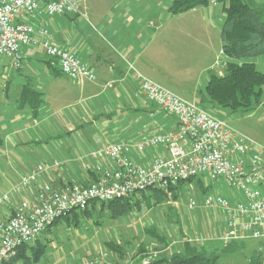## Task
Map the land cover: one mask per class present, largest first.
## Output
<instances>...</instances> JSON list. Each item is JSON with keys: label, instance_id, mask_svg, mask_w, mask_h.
I'll return each mask as SVG.
<instances>
[{"label": "crops", "instance_id": "obj_1", "mask_svg": "<svg viewBox=\"0 0 264 264\" xmlns=\"http://www.w3.org/2000/svg\"><path fill=\"white\" fill-rule=\"evenodd\" d=\"M85 1L88 0L79 3L80 13L50 19L48 28L54 43L75 53L91 66L96 74L94 80H75L68 76L67 80L62 79L60 76L63 73L53 70L45 54L35 48L22 50L20 68L13 67L10 59H0L1 76L7 77L6 81L0 83L3 89L0 93V197L11 191V201L15 203H18L20 195L13 188L21 174L40 163L45 162L50 166L55 160L64 163L61 170L52 168L41 179L42 182L50 180L55 188H63L71 181H96V172L86 167L93 150L105 147L114 140L137 142L142 136L166 133L177 128L178 120L174 115L161 110L156 102L138 93L140 79L137 73L158 83L147 74L148 68L158 66L161 48H166L173 57L189 54V66H195L194 72L200 76L196 91L203 94L202 100L207 98L199 89L202 82L205 81V88L211 73L223 74L222 66L218 64L223 45L222 27L217 22V18L224 15L220 6H200L173 15L168 11L172 0H151V4L138 2L142 0H110L106 5H96L95 9L90 5L88 11L84 6ZM256 2L264 3V0ZM163 3L165 5L161 9ZM206 71L210 73L206 75ZM36 73L44 76L40 79V86L45 89L38 87V83V86L32 83L31 74ZM26 85L41 93L37 111L32 109L30 103L23 102ZM53 85L58 92L55 98L50 93ZM194 96L192 99L182 98L199 105L197 96ZM72 104L80 108L75 112L70 109ZM39 118H45L51 124H55V120L51 122L50 118H63L62 132L73 131L75 125L91 124L93 128L84 130L85 133L78 130L86 142L81 148L89 146V153H80L81 149L78 148L60 152L57 145L59 154L51 156L48 153L49 157H46L40 151H35L34 146L29 149L30 141H42L43 138L42 131L37 129L42 124ZM72 118L82 119L72 122ZM57 138L58 141L63 140ZM154 155L153 149H147L144 161L151 160ZM37 158L40 161L33 164L32 160ZM103 165L105 168L111 167L108 161H104ZM226 197L242 198L232 189ZM15 205H0V216L6 217ZM220 209L226 225L220 232H214L217 236L227 229L228 223L225 211ZM243 239L222 241L226 245Z\"/></svg>", "mask_w": 264, "mask_h": 264}, {"label": "built area", "instance_id": "obj_2", "mask_svg": "<svg viewBox=\"0 0 264 264\" xmlns=\"http://www.w3.org/2000/svg\"><path fill=\"white\" fill-rule=\"evenodd\" d=\"M80 1L0 0V59H10L13 67L20 68L22 50L37 48L57 58L62 73L69 78L94 80L96 74L91 66L54 43L48 28V21L57 15L80 13ZM44 15L49 20L38 23L36 19ZM32 19L36 22H31ZM137 75L138 93L174 115L177 128L142 136L137 142L114 140L93 150L86 167L100 176L90 186L71 184L55 188L49 182L39 183L50 168L45 162L22 173L13 188L22 194L20 200L6 217L0 216V264L14 255L19 246L35 240L55 220L73 209H86L94 201L121 199L150 188L167 190L171 185L200 176L217 181L224 179L242 196L229 199L208 193L204 197L205 206L222 208L228 218L227 229L220 236L214 233L213 237L223 241L264 239V147L196 102ZM147 149H153L155 155L144 161ZM102 159L111 167H103ZM53 165L60 163L55 160ZM11 195V191L5 192L0 197V205L9 203ZM188 205L197 207V199L190 196ZM194 239L203 244L198 236ZM89 264H133V260L119 263L114 254L100 250Z\"/></svg>", "mask_w": 264, "mask_h": 264}, {"label": "rangeland", "instance_id": "obj_3", "mask_svg": "<svg viewBox=\"0 0 264 264\" xmlns=\"http://www.w3.org/2000/svg\"><path fill=\"white\" fill-rule=\"evenodd\" d=\"M109 1L110 0H88L84 2V6L86 7V11H88L90 5L92 6V9H95L96 5L103 6ZM150 1L151 0H142L138 2L151 4ZM168 1L170 2V0ZM164 5L165 3L161 4V9ZM213 5L220 6V4L217 3ZM221 15L220 18H217V22L222 27L225 16ZM56 17H59V15L54 18ZM42 19L49 20V17L44 15L36 19V21L38 23H43ZM36 21L34 19L31 20V22ZM29 48L31 49L32 47ZM35 49L38 50L37 48ZM166 50V48H161L159 51L158 66L155 65L153 68H148L149 73L147 76L169 88L181 97L192 99L193 95H195L194 97L197 96V102L202 108L211 111L217 117L225 120L234 130L252 138L264 147V89L262 104L253 111L240 110L233 112L229 108L221 107L206 95L204 88L205 81L203 80L199 89L203 91L207 98L206 100H202L201 98L203 94H201L200 91H196L200 76L199 73L194 72L196 71V68H194L195 66H189V54L184 53L183 55H176L173 57L170 56V53H167ZM219 59L218 64H221V70L224 73L225 64L228 58L223 51L222 54H220ZM222 60L224 61L223 63ZM251 60L256 63L260 70L264 71V55L252 59L248 58V61ZM10 70L15 69L11 68ZM29 73H31L30 70ZM209 73V71H206V75ZM31 76L33 77L31 78L32 83H36L37 86L39 84L38 87L42 88V86H40V82H42L40 79H43L44 76L39 75L38 73L35 75L31 74ZM0 77H2L1 73ZM60 77L64 80H67L68 78L64 74ZM1 79L0 83H3L7 80V77L4 76ZM2 90L3 89L0 86V93ZM56 90V86L53 85L50 93L54 94V98L56 97L55 93L58 94ZM73 105L75 104H72L70 109L75 110L76 112L80 107L78 105ZM39 119V122L42 124L39 125L37 129L42 131L43 138L41 139L42 141H30L28 146L29 149H32L34 146L35 151H40L46 157H49L48 153H51L49 154L51 156L52 154L55 156L56 154H59L57 145L60 152L74 148L81 149L79 150L80 153H87L90 151L91 148H89V146L87 148H81L84 147L86 143L83 141L84 136L82 135L81 137V132L83 131V133H85L87 129L93 128L91 124L87 126L75 125L73 131L62 132L63 124L61 120L63 118H50L51 122L55 120V124L49 123L45 118ZM78 119L82 118H72L71 120H73L72 122H76ZM78 130L81 132H78ZM51 136L53 138H50ZM57 137H60L63 140L61 141L60 139L58 141L59 138ZM35 145L37 147H35ZM103 160L104 159L101 160L102 165ZM37 161H40V158L32 160V163H37ZM59 163V166L49 165L50 168L48 170H61L64 163ZM57 177L59 176L57 175ZM48 178L49 177H47V179ZM200 178L202 179L203 186L199 185L197 179L187 181L180 187V192L177 198L164 196L159 203H154L150 207H146L143 204L141 209L137 211L134 207L125 213L112 216L108 207H105L103 212L93 215L92 218L85 220L81 226L77 227L68 225L64 218L58 219L57 223L52 227V231L47 234L50 238L47 246V254L45 258L41 260L40 264H89L93 254L100 250L114 254L119 263H123L125 259H129V261L133 260V264H143L147 257L158 255L165 250L169 251L173 247L182 245L185 242L199 244V242H195L194 238L196 236L201 239V243H203L210 253H217L219 249L225 247V244L222 239H217L212 237V235L214 232H220L223 229L222 227L226 225L224 224V214L220 208L205 206L203 204L204 197L208 193H222L221 195L224 194L229 196L231 189L224 180L217 181L207 176H200ZM39 183H47V181L42 182L40 180ZM49 183H51L50 180ZM95 183L96 181H87L83 179V182L71 181V183H66L65 186L71 184L90 186ZM0 193L2 194V190H0ZM153 194H155L153 188L148 189L145 192V195L147 196ZM190 196L197 199V207H189L188 198ZM15 204L17 203L13 200L5 204V206L9 207ZM97 209H100V205ZM150 227H156L157 232L165 235L169 240L168 245L161 243L156 238L149 235L147 229ZM42 235L44 236L45 233ZM189 238H191V241ZM107 244H111L113 247L116 245L118 248L117 250L114 249L110 251L111 247L109 249ZM218 261L219 264H264V239H243L236 243L234 250H230L219 256Z\"/></svg>", "mask_w": 264, "mask_h": 264}, {"label": "trees", "instance_id": "obj_4", "mask_svg": "<svg viewBox=\"0 0 264 264\" xmlns=\"http://www.w3.org/2000/svg\"><path fill=\"white\" fill-rule=\"evenodd\" d=\"M216 3L220 4L221 12L225 16L221 37L222 51L228 59L222 75L217 73L209 75L205 93L213 102L218 103L221 107L229 108L233 112L253 111L262 101L264 71L260 70L254 61H248V58L264 55V3H258L256 0H172L168 11L174 15ZM45 56L53 70L62 73L58 59ZM22 96L23 102L30 103L34 111L38 110L39 103H41L39 91L26 85ZM99 176L98 173L94 175L96 181ZM193 179H197L199 185L203 186L200 177L190 178L188 181ZM186 182L181 181L176 185H171L167 190L153 188L155 190L153 195H145L147 189L121 199L107 202L94 201L88 208L73 209L66 216L58 219L64 218L68 225L77 227L81 226L85 220L92 218L93 215L103 212L105 207H108L112 216L125 213L134 207L137 211L143 204L150 207L154 203H159L164 196L177 198L180 187ZM99 205L100 209L98 210ZM57 220L42 232V234L45 233L44 236L40 234L35 240L22 244L17 248L15 254L2 264H40L47 254V246L50 241L47 234L52 231ZM147 233L168 245V238L157 232L156 227L148 228ZM235 246L234 242L227 243L224 248L213 254L203 244L185 242L169 251L165 250L158 255L147 257L143 264H219V256L234 250ZM108 247L109 249L111 247L110 251L118 248L111 244Z\"/></svg>", "mask_w": 264, "mask_h": 264}]
</instances>
